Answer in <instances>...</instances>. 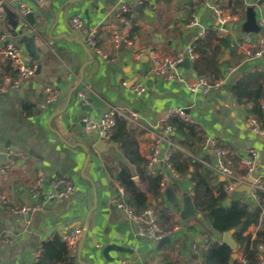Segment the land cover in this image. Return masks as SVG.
<instances>
[{"label": "crops", "instance_id": "1", "mask_svg": "<svg viewBox=\"0 0 264 264\" xmlns=\"http://www.w3.org/2000/svg\"><path fill=\"white\" fill-rule=\"evenodd\" d=\"M35 1L41 8L26 0L33 13L31 21L19 15L14 2L0 0L4 9L0 42H14L22 57L35 65L33 75L12 88L5 77H16L17 69L0 58V167L14 160L12 170L0 177V195L7 194L11 206H37L22 215L0 201V264H36L44 242L85 225L86 236L71 253L72 264H197L199 258L206 264L204 250L209 244L222 243L224 233L214 230L195 208L190 178L174 174L162 158L171 157L175 149L185 157L196 153L198 163L211 171L213 184L222 181L226 189L211 144L216 141L226 151L223 161L228 167L242 173V160L251 157L257 160L255 174L264 173V127L256 133L250 122L256 117V106L264 111V54L254 55L257 36L264 38V26L258 33L244 35L242 30L249 6L255 8L259 23L264 19V0H241L240 11L235 13L239 19L224 29L217 26L212 14L204 16L210 4L222 7L231 0ZM124 6L130 11L119 16ZM192 14L199 16V23L186 27ZM73 16L84 22L85 29L71 25ZM210 27L224 41L213 39L209 53L216 51L215 56L196 68V57L190 60L188 49ZM92 29H96L101 54L89 46L87 32ZM248 34L255 39L246 41ZM149 51L161 57L182 54L183 63H178L176 71L184 80L155 74ZM201 75L225 83L208 95L191 91L188 86ZM139 83L144 87L141 94L133 91ZM53 91L57 101L45 103ZM80 91L86 92L85 105ZM111 106L136 112L137 118L128 121L147 160L153 144L148 130L156 129L170 108L183 107L195 128L192 145L181 142L175 132L172 143L162 144L156 168L151 172L143 165L147 175L165 177L168 187H173L174 200L160 188L158 200L149 193L154 199L150 207L160 226L169 231L165 241L141 236L134 218L118 207L117 201L128 205L127 192L117 178L119 165L128 161L115 143H104L98 149V133L85 130L82 118L86 114L99 117ZM133 178L140 181L137 173ZM39 180L42 184L37 190ZM61 180L76 190L66 198L49 199L50 190H62ZM142 186L149 189L147 180ZM228 193L230 198L250 204L258 201L247 191ZM187 196L196 211L184 216ZM263 218L262 210L259 223L246 233L255 236L264 229ZM107 245L130 251L110 250L113 261H109L103 254ZM260 254L264 258V249Z\"/></svg>", "mask_w": 264, "mask_h": 264}, {"label": "built area", "instance_id": "2", "mask_svg": "<svg viewBox=\"0 0 264 264\" xmlns=\"http://www.w3.org/2000/svg\"><path fill=\"white\" fill-rule=\"evenodd\" d=\"M10 2H14L16 4L17 11L19 15L23 18L26 17V15L31 11L30 6L27 4L26 0H8ZM258 2H261V0H258ZM212 16L217 21V26L224 29L229 24H232L233 22L237 21L239 19L238 14L229 12L224 10L220 5L218 4H210L208 6ZM3 3L0 4V17L3 15ZM130 9L128 6H124L121 13H127ZM123 18V17H122ZM124 21L127 22L128 20L124 17ZM199 23V16L196 14H192L191 17L187 20L185 26L186 27H192L196 26ZM71 25L76 29H85L84 28V22L78 17L73 16L71 19ZM260 26H264V19H262L259 23ZM201 36L203 37L205 35L204 31L201 32ZM113 34L115 36H118V31L113 30ZM255 38L253 35L248 34L246 36V41L251 42ZM87 40L89 42L90 48L95 52L101 54V50L99 49L97 45L96 40V29L89 30L87 32ZM125 41L128 44H132V41L129 39H125ZM257 48L254 51L255 56H262L264 54V38L257 36L256 39ZM150 56L153 60V68L155 74L162 78L166 79H175L178 78L179 80H184L176 71V66L178 63L182 62L184 59V56L182 54H179L176 57H161L154 51H149ZM143 54V51L141 53L137 54V57H140V55ZM188 55L189 59L193 60L196 57V53L194 51V47L191 46L188 49ZM0 58L11 60L13 65L17 69V75L16 77H5V83L12 88L18 87L22 81L29 78L31 75H33L35 71V65L34 63H31L27 60H25L22 55L20 54L19 46L16 45L14 42H0ZM90 73H93V70L90 71ZM225 81L223 79H208L207 77L201 75L199 78L192 84H190L188 87L191 91L198 92L201 91L203 94L208 95L211 94L217 90H219L223 85ZM133 91L141 94L144 91V87L139 83L133 86ZM80 97L83 100V104H87V96L85 91H80L79 93ZM58 99V94L56 91L51 92L47 98L45 103L55 102ZM117 116H122L126 118L127 120H135L137 118V114L132 109H124L122 107L117 106H111L108 109H106L99 117L92 116L90 114H86L82 120L85 124V130L88 133H91L93 131H96L98 133L99 139L103 141L105 144L111 143V136L113 133V128L116 123ZM173 117H178L184 121L189 122V117L187 115L186 110L183 107H172L170 108L167 113L163 115L161 118L158 126L156 129H149L148 135L150 136L152 140V148L151 152L148 157V161L146 164V167L149 171H153L156 168V165L161 161V146L164 142L172 143L170 138L175 134L176 127L171 122V119ZM251 122V129L256 133H261L262 129L259 125V122L256 117L252 116L250 118ZM213 149L218 157V171L225 177L226 179V189L230 191L236 190L239 186L247 184L250 187V194L255 199L258 200V194L257 190L262 189L264 190V173L262 174H255V169L257 166V160L255 158L246 157L242 160V165L244 166V171L242 173H237L232 168L228 167L224 161V155L226 151L222 149L221 147L216 145V141L211 142ZM164 160L171 171H173L174 174H176L174 168L172 167L170 163V155H166L164 157ZM14 160L10 159L4 166L0 167V177L6 175L8 172H10L13 168ZM252 178L253 180L249 182V179ZM61 182L64 184V188L58 192H54L53 190H50L47 193V196L49 199H55V198H66L70 196L76 189L75 186L68 183L65 180H61ZM42 180H39L35 183V188L38 190L41 187ZM169 183L165 177L161 178L160 181V191L164 193L168 187ZM0 201L6 206L7 209L11 210L12 212L16 214H22L26 215L30 212H33L37 209V206L30 205V204H24L20 206H11L8 200L7 194H1L0 195ZM118 207L123 208L126 210V212L134 218L136 223L139 227V234L147 239H153V240H161L165 236L169 234V231L164 230L157 219L156 211L153 207H147L140 213L133 210L131 207H129L126 202L124 201H117ZM264 212V207H263ZM2 229L0 227V237H2ZM83 233L82 227H76L66 233L63 234V239L66 241L71 253L75 252L77 249L78 241L80 240ZM259 250L264 249V244H261L258 246ZM195 252H198V248H194ZM264 258L259 255V259L256 263L249 262L243 255H240L238 257V260L231 263V264H263ZM146 264V263H142ZM197 264H205L201 258H199Z\"/></svg>", "mask_w": 264, "mask_h": 264}, {"label": "trees", "instance_id": "3", "mask_svg": "<svg viewBox=\"0 0 264 264\" xmlns=\"http://www.w3.org/2000/svg\"><path fill=\"white\" fill-rule=\"evenodd\" d=\"M241 0H231L222 5L223 9L231 10L233 13L240 11ZM224 41V37L217 35L216 30L210 27L203 37H199L194 44L196 58L194 66L206 64L210 58L215 56L216 51L209 53L213 39ZM11 68L12 61L8 60ZM254 114L261 128L263 125L264 111L256 106ZM171 122L176 127V133L181 136L180 141L193 144L196 131L193 125L178 117H173ZM111 142L119 146L127 159V164H120L117 178L121 186L127 192L128 205L140 213L145 208L153 205V201L161 196L159 191L161 176L147 175L143 165L147 164V157L142 154L139 140L133 135L129 121L117 116L113 128ZM193 153L191 157L183 156V153L175 149L170 157V163L175 172L180 176H188L192 184L191 199L195 208L206 216L211 227L219 233L234 229L232 237L237 244L236 254L243 255L249 262L256 263L259 256L258 246L264 244V229L257 232L255 236L246 233L247 229L258 224L264 207V190L258 189V201L250 204L239 199L230 198L224 182L213 184L215 180L209 169L201 166ZM135 170L133 171V168ZM243 172V171H242ZM134 173L140 177V181L134 180ZM147 180L149 189H144L142 183ZM149 193L154 199L149 196ZM229 199V202H227ZM264 219V218H263ZM234 250L227 243H212L204 250L206 264H231L238 260L233 258ZM71 251L61 235H55L53 239L43 243L41 254L36 264H72Z\"/></svg>", "mask_w": 264, "mask_h": 264}, {"label": "water", "instance_id": "4", "mask_svg": "<svg viewBox=\"0 0 264 264\" xmlns=\"http://www.w3.org/2000/svg\"><path fill=\"white\" fill-rule=\"evenodd\" d=\"M29 1H32L38 8H41L39 7V4L37 1L35 0H29ZM47 1H56V0H47ZM211 15V12L208 11L206 13V15L204 16V18H207L208 16ZM27 18H29L31 21L33 20V13L32 12H29L27 15H26ZM203 22V20H202ZM261 29V26L259 25V22H258V19H257V13L255 11V8L253 6H249L246 10V19L245 21L243 22L242 24V30H243V34L246 35L247 33H251V32H255V33H258ZM185 61H189L188 59H186ZM183 62H181L180 64H182ZM98 149L102 150L103 149V146H105V144L103 143V141L99 140L97 145ZM253 179L250 178L249 179V182H251ZM60 187L63 189L64 188V184L62 183L60 185ZM237 191H247L248 193H250V187L249 185L247 184H244V185H241L239 186L237 189ZM166 194L174 200V194H173V187L172 186H169L166 190ZM186 209L183 213L184 216H187L189 215L190 213L192 212H195V208L194 206L192 205L191 203V199L189 196L186 197ZM233 229L229 230V231H226L224 232L223 234V242L227 243L233 250H234V253L232 255L233 258H236L237 257V254H236V248H237V244L235 242V240L233 239L232 237V233H233ZM86 232H87V228H86V225L84 226V229H83V233H82V236H81V240H80V243H79V246L81 247L84 239H85V236H86ZM166 239H162V241H165ZM110 250H116V251H123V252H129L130 250L125 248V247H122V246H117V245H107L104 250H103V254L105 255V257L107 259H109V261H113V259L111 257H109L108 255V252Z\"/></svg>", "mask_w": 264, "mask_h": 264}]
</instances>
